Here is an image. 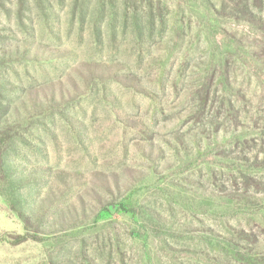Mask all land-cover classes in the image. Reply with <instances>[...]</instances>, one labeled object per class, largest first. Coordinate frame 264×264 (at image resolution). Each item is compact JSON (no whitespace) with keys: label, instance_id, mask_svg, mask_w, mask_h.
Here are the masks:
<instances>
[{"label":"rangeland","instance_id":"obj_1","mask_svg":"<svg viewBox=\"0 0 264 264\" xmlns=\"http://www.w3.org/2000/svg\"><path fill=\"white\" fill-rule=\"evenodd\" d=\"M7 122L0 264H264V0H0Z\"/></svg>","mask_w":264,"mask_h":264},{"label":"trees","instance_id":"obj_2","mask_svg":"<svg viewBox=\"0 0 264 264\" xmlns=\"http://www.w3.org/2000/svg\"><path fill=\"white\" fill-rule=\"evenodd\" d=\"M36 100H38V98H36ZM9 126H11V125H9L8 122L4 126L0 125V136L5 135L6 133H8L10 131ZM4 149H5L4 143L0 144V180H3V181L6 180L7 181V177L6 176L3 177V175H2V173L4 172V165H3V162L1 161V157H2V153H3ZM22 220L26 223V225H28V226L31 225V221L26 216L22 215Z\"/></svg>","mask_w":264,"mask_h":264}]
</instances>
